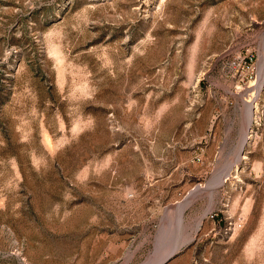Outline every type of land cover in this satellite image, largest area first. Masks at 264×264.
Listing matches in <instances>:
<instances>
[{"label":"rangeland","instance_id":"obj_1","mask_svg":"<svg viewBox=\"0 0 264 264\" xmlns=\"http://www.w3.org/2000/svg\"><path fill=\"white\" fill-rule=\"evenodd\" d=\"M263 67L264 0H0V264H264Z\"/></svg>","mask_w":264,"mask_h":264},{"label":"bare ground","instance_id":"obj_2","mask_svg":"<svg viewBox=\"0 0 264 264\" xmlns=\"http://www.w3.org/2000/svg\"><path fill=\"white\" fill-rule=\"evenodd\" d=\"M263 71H264V67L262 68V73H263ZM262 79V77H260V80ZM254 84H255V82H253ZM256 92V91H255ZM254 92V93H255ZM252 94H253V92H252ZM251 96H253V95H250V97ZM255 96V95H254ZM253 96V97H254ZM248 97H249V95H248ZM247 97V98H248ZM252 97V98H253ZM255 98V97H254ZM258 98V97H257ZM248 100H249V98H248ZM247 101V100H246ZM256 107V106H255ZM253 105L251 106V105H249L248 107H247V111H246V126L244 125V127H245V131H244V134H243V139H242V148H244V146L247 144V141H248V139L250 138V135H249V132H248V130H249V126H250V123H251V114H252V112H253V108H255ZM259 110V109H258ZM256 117V116H255ZM251 127V126H250ZM252 128V127H251ZM252 139V138H251ZM245 149V148H244ZM241 162V161H240ZM236 168V167H235ZM232 171H234V170H232ZM231 172V171H230ZM224 176H225V173H221L220 175H219V177L217 178V180H215L213 183H212V186H215V185H217V184H219L223 179H224ZM227 178L229 177V176H226ZM199 187H200V185H199ZM198 187V188H199ZM202 187V186H201ZM194 189V188H193ZM195 190V189H194ZM193 192V191H192ZM191 192V193H192ZM203 193V192H202ZM196 195V194H195ZM189 196V195H188ZM187 196V197H188ZM202 196V195H201ZM212 197V196H211ZM197 198V197H196ZM195 198V199H196ZM190 200V199H189ZM183 201V200H182ZM191 201V200H190ZM193 201V200H192ZM212 201H213V199H212ZM182 203V202H181ZM190 204H192V203H190ZM178 205V204H177ZM177 205H175L174 207H176ZM191 206V205H190ZM173 207V208H174ZM189 207V206H188ZM172 209V208H171ZM175 209V208H174ZM173 210V209H172ZM177 210H178V208H177ZM174 212V211H173ZM182 209H180L179 210V216H178V220H177V226H178V228L180 227V225L182 224ZM185 212V211H184ZM184 215V214H183ZM184 218V217H183ZM185 221V220H184ZM201 225V224H200ZM202 226V225H201ZM183 228V227H182ZM184 229V228H183ZM200 230V229H199ZM163 237V236H162ZM180 239H181V236L179 235L178 237H176L175 239H174V241L170 244V247L169 248H167L166 249V254L165 255H161V257L158 259V261L155 263V264H163V263H165V261L169 258V257H171V256H173L175 253H176V251H177V248H178V244H179V242H180ZM183 239V238H182ZM183 246V245H182ZM178 253V252H177Z\"/></svg>","mask_w":264,"mask_h":264},{"label":"built area","instance_id":"obj_3","mask_svg":"<svg viewBox=\"0 0 264 264\" xmlns=\"http://www.w3.org/2000/svg\"><path fill=\"white\" fill-rule=\"evenodd\" d=\"M215 217L216 216L214 215H210L208 219L211 221H215ZM244 225H245V220L244 218L240 217L238 219L229 221L225 226V231L227 233L233 234L234 232L241 230L244 227Z\"/></svg>","mask_w":264,"mask_h":264},{"label":"water","instance_id":"obj_4","mask_svg":"<svg viewBox=\"0 0 264 264\" xmlns=\"http://www.w3.org/2000/svg\"><path fill=\"white\" fill-rule=\"evenodd\" d=\"M175 255V254H174ZM173 255V256H174ZM173 256H171V257H169L166 261H165V263H167ZM165 263H163V264H165Z\"/></svg>","mask_w":264,"mask_h":264}]
</instances>
